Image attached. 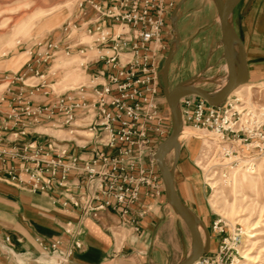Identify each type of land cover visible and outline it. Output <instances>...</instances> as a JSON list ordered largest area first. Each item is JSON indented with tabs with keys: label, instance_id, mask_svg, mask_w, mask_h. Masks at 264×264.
<instances>
[{
	"label": "built area",
	"instance_id": "2783aa9c",
	"mask_svg": "<svg viewBox=\"0 0 264 264\" xmlns=\"http://www.w3.org/2000/svg\"><path fill=\"white\" fill-rule=\"evenodd\" d=\"M89 3L99 17L84 22L83 27H88V33L100 34L95 45L105 66L100 75L108 72L106 82L93 80L42 108L27 106L22 116L29 124L11 132V143L3 142L7 125L0 131L1 181L24 185L32 193H48L53 181L65 187L70 174L82 176L81 191L76 196L54 199L55 204L65 209L72 205L79 212L80 223L67 224L71 245L61 250L60 242L42 244L60 264H67L74 251L82 248L77 237L81 222L87 218L96 219L106 211L119 212L121 227L139 231L131 210L139 202L142 186L157 187V177L146 175L142 161L145 157L156 161L150 134L167 133L156 95L166 22L173 20V0ZM231 97L213 106L201 97L187 95L180 99L179 108L183 123L211 133L233 164L242 161L241 144L246 151L264 153V108L255 109ZM21 117L12 114L9 119L17 124ZM36 127L65 129L70 135L85 133L94 144L91 157L82 160L59 141L42 138ZM255 156L246 160L251 172ZM238 238V234L232 238L234 245ZM5 241L10 243L9 238ZM231 248L224 240L214 259L200 257L194 264H222L224 251Z\"/></svg>",
	"mask_w": 264,
	"mask_h": 264
},
{
	"label": "rangeland",
	"instance_id": "374dc122",
	"mask_svg": "<svg viewBox=\"0 0 264 264\" xmlns=\"http://www.w3.org/2000/svg\"><path fill=\"white\" fill-rule=\"evenodd\" d=\"M90 1L93 0H0V131L4 126L8 127L4 132V144L14 139L11 132L29 124L22 116L27 106L42 108L56 97L88 85L86 67L104 63L95 45L100 34L88 33V27H83L84 22L99 17ZM210 1L217 7L215 0ZM252 1L255 0H242L234 9L230 18L233 27L244 16L241 11L243 3L246 5ZM204 2V13L208 18L209 0ZM171 23L169 45L158 69L156 95V100L160 99L161 111L163 109L166 115L171 111L166 96L177 86H194L216 93L225 88L224 79L228 76L227 66L223 60L219 61L222 42L197 41L196 37L187 34L185 10L174 15ZM236 48L238 72L237 43ZM242 88L245 89L232 93L231 99L237 97L255 109L264 108V81H250L249 77V82ZM40 98L47 100L42 102ZM12 114L22 116V121L15 124L9 119ZM169 117L171 127L164 140L172 131V116ZM182 128L184 134L178 143H189L191 147L209 209V225L192 217L201 225L199 232L205 244L202 257L214 259L226 240L232 248L224 251L222 264H264V153L258 149L246 151V146L241 144L242 161L232 164L233 159L224 156L222 145L212 140L211 133L188 123H183ZM35 130L42 134V138L57 140L66 147L73 141L72 136H62L65 132L58 131L62 130L60 128L36 127ZM88 137L81 139L86 141L85 148L94 145ZM178 143L169 149L165 160L171 172ZM253 154L256 156L251 172L246 160ZM170 209L184 231L171 244L169 264H179L192 253L195 245L187 226L171 204ZM217 221L220 223L214 229ZM236 234L239 238L234 245L232 238ZM216 239L219 240L218 249L214 246Z\"/></svg>",
	"mask_w": 264,
	"mask_h": 264
},
{
	"label": "crops",
	"instance_id": "0c3cea01",
	"mask_svg": "<svg viewBox=\"0 0 264 264\" xmlns=\"http://www.w3.org/2000/svg\"><path fill=\"white\" fill-rule=\"evenodd\" d=\"M173 2L175 4L172 10L173 17L183 10L186 12L187 34L192 38L196 37L197 41L206 39L221 44L220 17L214 2L209 0L208 18L204 13L206 5L204 0H173ZM243 5L241 11L244 12V16L238 19L234 29L245 48L250 81L262 82L264 81V0L252 1L244 7ZM171 20L168 19L166 22L165 48L162 57L169 45ZM220 60L226 65L223 49L219 56ZM100 68H105L104 63L86 67L85 73L88 75L89 83L93 80L99 84L106 82L108 72L105 76H101ZM40 99L42 102L47 100ZM159 101L158 98L159 117L163 120L168 133L171 127L169 116L172 114L171 111L167 115L163 109L161 111ZM58 131L65 132L62 136L73 137V141L68 145L72 152L80 155L82 159L90 158L92 146L85 148L86 141H81L85 138V133L70 135L65 129ZM167 133L163 136L150 134L151 146L155 151L164 141ZM190 149L189 143L183 142L180 145L178 143L175 149L172 167L173 186L177 198L189 214L204 225H209L206 193L196 172ZM169 152L170 150L165 154V160ZM142 167L146 170L147 176L157 177V187L142 186L139 202L131 210V217L138 220L139 231L136 232L131 227H121L119 212L106 211L96 219L87 218L81 222L77 237L82 248L74 251L67 264H169L171 244L179 239L184 231L179 227L170 209L171 203L166 196L158 163L150 162L145 157ZM137 172L135 171V174ZM81 180L82 176L70 174L65 187H60L56 181H53L52 190L48 193H32L24 185L0 180V264H60L57 256L46 252L42 244L60 242L61 250L71 245L72 238L66 232L67 224L78 225L79 212L72 205L65 209L60 204H55L54 199L76 196L81 191ZM6 238L10 239L9 244L6 243ZM216 241L214 246L218 249L219 240Z\"/></svg>",
	"mask_w": 264,
	"mask_h": 264
},
{
	"label": "water",
	"instance_id": "95a60500",
	"mask_svg": "<svg viewBox=\"0 0 264 264\" xmlns=\"http://www.w3.org/2000/svg\"><path fill=\"white\" fill-rule=\"evenodd\" d=\"M215 1L217 3L220 17V26L222 33L221 42L228 69L227 87L222 92V94L217 97H213L209 92L194 86H177L169 94H167L166 99L170 106L172 114V131L168 138L158 146L155 154V160L159 165V169L163 177L167 199L187 226L195 245L192 253L179 264H194V262L202 257L205 252L203 239L192 216L176 196L173 186L172 172L165 162V154L177 140L183 126L182 114L179 108V101L181 98L187 95H196L206 100L210 105L217 106L222 104L237 87L249 82V74L245 60V48L230 21L234 9L242 0ZM234 42H236L239 47L240 69L238 72L233 59Z\"/></svg>",
	"mask_w": 264,
	"mask_h": 264
},
{
	"label": "bare ground",
	"instance_id": "6f19581e",
	"mask_svg": "<svg viewBox=\"0 0 264 264\" xmlns=\"http://www.w3.org/2000/svg\"><path fill=\"white\" fill-rule=\"evenodd\" d=\"M233 59H234L235 65H236V63H237V61H238V51H237L236 43H235V42H234V44H233ZM227 70H228V69H227ZM224 81H225V85L227 86V84H228V76H227V77L225 76ZM245 85H247V83L240 85V86L237 87L232 93H234L235 91L238 92V91H241V90L245 89V88H242V87L245 86ZM226 86H225V88H226ZM225 88H223L221 91H218V92H216V93H210V92H209V93H210L211 96H213V97H217V96H219V95L222 94V92L225 90ZM232 93H231V94H232ZM183 134H184V132H183V128H182V129H181V132L179 133V136H178L177 140L174 142L172 148H173L175 145H177L178 141H180V138H181V136H182ZM194 222H195V224H196L198 230L200 231V226H201V225H200L196 220H195ZM203 243H204V242H203ZM204 248H205V244H204Z\"/></svg>",
	"mask_w": 264,
	"mask_h": 264
}]
</instances>
